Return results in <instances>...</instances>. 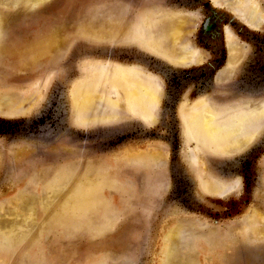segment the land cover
Returning <instances> with one entry per match:
<instances>
[{
	"label": "rangeland",
	"instance_id": "rangeland-1",
	"mask_svg": "<svg viewBox=\"0 0 264 264\" xmlns=\"http://www.w3.org/2000/svg\"><path fill=\"white\" fill-rule=\"evenodd\" d=\"M228 1L0 0V264H264V0ZM202 103L259 113L214 144Z\"/></svg>",
	"mask_w": 264,
	"mask_h": 264
},
{
	"label": "bare ground",
	"instance_id": "bare-ground-1",
	"mask_svg": "<svg viewBox=\"0 0 264 264\" xmlns=\"http://www.w3.org/2000/svg\"><path fill=\"white\" fill-rule=\"evenodd\" d=\"M230 1H228V2H230ZM245 7L251 8L252 9L251 14L254 16L255 11H253V10H255V8H257L256 5H251V6L248 5V6H242V7L238 6V9L239 10H243ZM252 15H250V16H252ZM254 18L255 17H252V20H255ZM250 20H251V17H250ZM177 26H178V24H177ZM176 28L174 27L172 29L173 32L171 34L172 39H174V40L176 39L177 31H178V27H176ZM172 42H174V41H172ZM237 48H238V46L235 45L233 49L237 50ZM110 74L112 76H114L112 78H114L113 80L115 82H117V81L119 82L120 81V83H122V85L124 86L123 88L125 90H123V91H125L124 95H125V99H126L125 100L126 101V105L128 104L130 107L139 108L141 106L147 105L149 103L148 100L150 101L151 99H154V96H155L154 95L155 92L153 90L154 88L151 89L148 86L139 87L138 86L139 85L138 84L139 83V81H138L139 79H137L136 77L133 78L132 74L124 72V71H120V72L118 71V73L117 72H112ZM141 89H142V91H141ZM81 95L84 96L85 97L84 99H86V100L90 99V92L87 91V90H84ZM207 107L203 103L201 105L195 107L193 112H191V114H190L192 117H194V119H192V121L195 120V122H199L201 120L199 125L196 127V130L198 132L200 131L203 134H205L206 136H208L209 139L213 141L212 143L221 141L222 145L225 142V140L228 139V138H233L234 140L231 139V142L234 141L235 143H239V142L245 141L247 139L248 135H249V134H247L248 129L247 130L245 129V130H242V131H239V129H242L241 127H242L243 124H247L248 122L251 121L252 115L254 113H259L258 111L251 110V111H247V112L243 113L242 115L238 114L237 120H239V121L236 122V123H233V125L235 127L233 126V127L224 128L226 126V122L223 121L224 119L222 120L223 122L221 124H218L219 121H218L216 115L214 113H212V111H210V109L207 108ZM144 110L146 111V109H144ZM192 113H194V116L192 115ZM239 126H240V128L236 129ZM228 141H229V139H228ZM78 188H80V186ZM76 192H77V190H76ZM93 199H94V196L92 195V193H82V194H78L76 196L74 194V192H73V195H71L70 197H67L66 201L62 205H60L61 206V210H65L66 212H75V210H77V209H81V210L92 209L94 207ZM22 209L26 210L25 207H22ZM0 224L4 225V222H0ZM15 238H16V236H15ZM171 238H172V236L171 237L169 236V239H171ZM167 248L169 249V247H167Z\"/></svg>",
	"mask_w": 264,
	"mask_h": 264
}]
</instances>
